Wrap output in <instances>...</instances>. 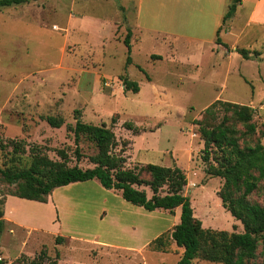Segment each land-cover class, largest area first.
I'll return each instance as SVG.
<instances>
[{"label":"rangeland","instance_id":"1","mask_svg":"<svg viewBox=\"0 0 264 264\" xmlns=\"http://www.w3.org/2000/svg\"><path fill=\"white\" fill-rule=\"evenodd\" d=\"M252 1L242 3L229 34L222 35L230 58L217 44L140 33L134 28V4L124 0H36L0 9V168H27L32 147L57 162L63 151L67 166L93 167L89 157L97 150L85 137L78 143L81 160L73 153L68 126L78 111L82 122L113 132L114 152L124 158L125 168L155 164L181 169L186 177L182 194L203 229L242 233V224L218 196L223 179L205 172L201 129L194 121L216 100L248 106L254 134H245L231 117L229 124L238 130L241 147L256 141L264 146V27L248 21ZM241 49L250 52L248 60L236 52ZM123 78L136 82L138 93L125 91ZM223 113L218 110L216 118ZM47 116L62 117L64 123L52 128ZM20 141L23 151L14 152L13 144ZM140 189L150 197L148 187ZM16 191L0 176V200L18 199L14 207L46 228L28 232L2 223V264H176L182 254L170 238L179 208L146 212L90 180L53 189L49 197L55 209L43 217L40 202L15 197ZM248 201L260 203L261 196L251 194ZM57 236L64 239L59 245ZM42 252L44 260L38 259ZM251 263L264 264L261 238ZM193 264L220 263L197 258Z\"/></svg>","mask_w":264,"mask_h":264},{"label":"trees","instance_id":"2","mask_svg":"<svg viewBox=\"0 0 264 264\" xmlns=\"http://www.w3.org/2000/svg\"><path fill=\"white\" fill-rule=\"evenodd\" d=\"M32 1L36 0H0V9ZM238 3L239 0H232L222 23L233 16ZM129 37L128 31L123 40L128 55L126 65L130 63ZM236 52L243 59L248 60L250 57V52L245 49ZM254 55L258 56L259 53L254 52ZM122 85L125 91L135 94L139 91L138 84L128 78L122 79ZM218 110L224 111L219 120L216 118ZM74 113L75 122L68 128L76 146L73 152L75 160H81L78 143L81 137H85L97 150L95 155L89 157L93 167L82 169L77 165L67 166L63 151L58 152L62 161L57 162L43 155L38 147H32L27 168L16 171L0 168V176L8 184L17 186L13 196L45 203L55 188L96 180L104 189L118 191L125 202L146 212L161 209L172 213L174 209H180L179 222L170 233L175 245L183 249L176 264H193L197 258L210 263L256 264L251 263V260L255 258L258 239L264 242V146L256 141L253 145L241 147L236 136L238 130L229 124L231 117L234 124L243 127L245 134H254L255 126L248 106L216 100L203 110L201 120L194 121L201 129L203 147L200 157L206 165L205 172L211 177L223 179L218 196L222 206L242 224V233L203 229L200 221L193 216L189 198L182 194L186 177L181 169L155 164L125 168L124 158L114 152L116 140L113 132L104 125L84 123L80 120V113ZM45 121L52 128H59L64 123L59 116H47ZM128 128L132 129L130 125ZM261 136H264V132ZM13 151H23L21 141L13 144ZM142 174L146 178L141 177ZM141 186L149 188L150 197L145 190L140 189ZM234 192H238L235 197L232 196ZM254 193L260 194V203L248 201V197ZM3 204L4 199L0 200V225L3 223ZM63 240V237L57 236L55 243L59 245ZM44 257L45 253L42 252L38 259L44 260ZM10 264L36 263L17 261ZM50 264H56V261Z\"/></svg>","mask_w":264,"mask_h":264},{"label":"crops","instance_id":"3","mask_svg":"<svg viewBox=\"0 0 264 264\" xmlns=\"http://www.w3.org/2000/svg\"><path fill=\"white\" fill-rule=\"evenodd\" d=\"M123 1V0H122ZM134 4V28L140 33H152L178 41L183 40L191 44H217L227 58L232 57L230 48L226 46L222 35L230 32L231 21L236 17L238 9L245 0H239L233 16L227 20L228 24L222 30V19L232 0H124ZM261 6V11L257 8ZM248 21L264 27L263 0H253L252 8L248 13ZM217 39L219 42H217ZM225 45V46H224ZM213 49V48H212ZM211 49V50H212ZM218 49V48H217ZM234 50V49H233ZM260 56V53L259 55ZM13 199V201H12ZM19 201L12 196L4 199L3 223L14 225L24 230L44 232L41 221H31L14 207V202ZM42 204L43 217H50L55 204L47 196ZM53 215V214H52ZM54 216L50 220L54 221ZM49 219V218H48Z\"/></svg>","mask_w":264,"mask_h":264}]
</instances>
